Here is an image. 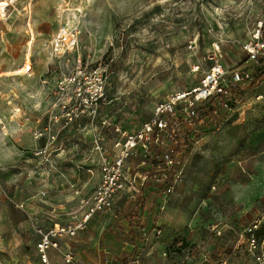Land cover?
Segmentation results:
<instances>
[{"label":"rangeland","instance_id":"1","mask_svg":"<svg viewBox=\"0 0 264 264\" xmlns=\"http://www.w3.org/2000/svg\"><path fill=\"white\" fill-rule=\"evenodd\" d=\"M262 15L264 0H18L1 9L0 264H42L31 222L49 226L80 217L81 199L99 175L93 127L109 151L114 126L132 130L150 118L156 103L199 84L202 72L192 66L251 69L243 44ZM62 24L77 32L80 70L75 59L50 55L49 40ZM21 68L26 72L14 73ZM93 71L102 75L105 101L91 125L86 117H71L74 86L58 85L75 77L90 87ZM243 92L232 111L210 101L196 107V114L216 112L196 120L198 142L184 144L186 162L168 201L181 218L160 223L157 236L153 217H144L153 247L140 246V264H254L238 234L264 214V98L255 100L264 95V83ZM143 198L121 196L110 211L96 213V224L49 250L51 264H65L66 250L75 254L71 264H104L105 237L124 235L128 213L154 209ZM193 212L200 214L195 227L187 223ZM200 225L210 233L207 243L190 237ZM213 225L224 226L221 235Z\"/></svg>","mask_w":264,"mask_h":264},{"label":"built area","instance_id":"2","mask_svg":"<svg viewBox=\"0 0 264 264\" xmlns=\"http://www.w3.org/2000/svg\"><path fill=\"white\" fill-rule=\"evenodd\" d=\"M18 0H0V10L14 5ZM78 43L77 32L67 24L60 25L49 40L48 47L52 59L56 61L76 60L74 68L80 70L81 58L74 57ZM195 41L190 42L189 49ZM249 70L228 72L219 64H196L191 71L202 72L199 84L188 90L170 94L156 103L150 118L132 130L114 126L115 137L108 151L96 137L93 127L92 148L97 154L98 179L87 199H81L80 217L68 223H54L43 227L36 220L31 222L38 236L35 251L42 264H49L48 251L57 249L63 237L73 238L87 227V223L96 213L107 212L113 208L116 198L125 196L139 198L150 188H159L161 201L158 210L162 211L180 180L186 160L183 159L186 141L198 142V121L196 107L210 101L213 107L227 112L237 108L243 97V91L249 86L257 87L264 83V15L255 22L250 35L243 44ZM73 56V57H72ZM90 87H85L83 78L69 77L59 81V89L68 81L72 88V118L86 117L91 121L100 116V107L105 101V83L100 71ZM264 95L258 94L255 100ZM64 107V106H63ZM216 111L214 110L213 113ZM69 114V113H68ZM70 115V114H69ZM70 117V116H69ZM106 124L105 120L101 122ZM187 126L191 129L187 136ZM152 232L159 236L161 230L153 227ZM150 232L143 230L140 238L146 240ZM250 253L254 264H264V214L247 223L239 234ZM65 264L74 262L71 251L62 253ZM138 264V258L133 259ZM218 264H225L219 262Z\"/></svg>","mask_w":264,"mask_h":264},{"label":"crops","instance_id":"3","mask_svg":"<svg viewBox=\"0 0 264 264\" xmlns=\"http://www.w3.org/2000/svg\"><path fill=\"white\" fill-rule=\"evenodd\" d=\"M186 134L188 137L191 135V129L189 126H187V131ZM161 190L159 188H150L149 190H146L145 193L143 194V198L141 200L142 203L144 204H149V202H153V205H155L154 209L153 207L149 210L148 208H145L144 210L142 209H135V213H128L124 217V222L122 223V228L123 230H120L124 235L116 234L115 236L111 235L108 237H105V247L102 249L104 251L105 256V261L103 262L104 264H135L133 259L138 258V264H140V246L144 247H149L152 246V243H149L147 238L143 244H140V240H138V237L140 238V233L143 230H146V228L143 226V222L145 221L144 217L148 214L149 216H152V225L154 227H157L161 224H166L170 225L171 223L175 221H179L180 217V211L176 209L175 205H173V202H171L169 205L167 204L166 207H164V211H159L158 210V204L161 201V195L160 192ZM172 197V196H171ZM170 197V199H171ZM120 197L116 198L114 203L119 199ZM174 201V200H173ZM170 202V201H169ZM168 202V203H169ZM114 206V205H113ZM108 212V211H107ZM104 213V212H100ZM106 213V212H105ZM162 215V216H161ZM148 216V217H149ZM190 217L187 218L189 224L192 225V227H195L199 222L200 219V214L199 213H191L189 215ZM94 217V216H92ZM90 218V222L88 221L89 227H92L93 224H96V222L92 223ZM131 217V220L128 218ZM41 224V223H39ZM43 227H50L52 226V223L49 224V226H45V224H41ZM142 225V230L139 229V226ZM240 226V225H239ZM129 227V228H128ZM204 227L200 225V228H195L194 230L191 229V239L195 241H199L201 243L203 242H209L211 238L209 237V232L205 233V230L203 229ZM213 229H216V234L221 235L224 226L218 227L217 225L212 226ZM148 229V228H147ZM242 229V228H241ZM141 231V232H140ZM195 232V233H194ZM241 232V231H240ZM239 232V234H240ZM238 234V235H239ZM38 241V239H37ZM36 241V242H37ZM79 243H85L82 245H91V241L89 242L87 239L86 240H81L78 239L76 240ZM35 242V243H36ZM148 254L152 253L150 256L151 259H154L155 253L152 250L146 249ZM69 250H66L64 252H67ZM63 252V253H64ZM98 252V251H97ZM134 252L137 253L134 255ZM74 254V253H73ZM48 256H49V264H51V257L48 251ZM61 259H62V253H61ZM63 261V260H62ZM74 261H75V254H74ZM101 264V263H97ZM142 264H144V259L142 260Z\"/></svg>","mask_w":264,"mask_h":264},{"label":"trees","instance_id":"4","mask_svg":"<svg viewBox=\"0 0 264 264\" xmlns=\"http://www.w3.org/2000/svg\"><path fill=\"white\" fill-rule=\"evenodd\" d=\"M212 109H208V110H206L205 112H201V113H199L198 115H197V120H199V119H202V118H204V117H206L207 115H210L211 113H212ZM185 153H186V148H185V150H184V152H183V156H185ZM129 220H131V217H129L128 218ZM142 225H140L139 226V229L140 230H142ZM141 232V231H140Z\"/></svg>","mask_w":264,"mask_h":264},{"label":"bare ground","instance_id":"5","mask_svg":"<svg viewBox=\"0 0 264 264\" xmlns=\"http://www.w3.org/2000/svg\"><path fill=\"white\" fill-rule=\"evenodd\" d=\"M0 6H2L3 7V5L1 4ZM24 72H26V70L25 69H23V68H21L19 71H14V73H19V74H23Z\"/></svg>","mask_w":264,"mask_h":264}]
</instances>
